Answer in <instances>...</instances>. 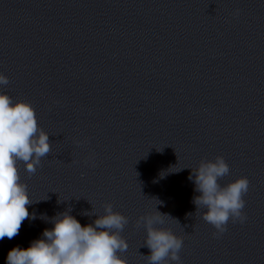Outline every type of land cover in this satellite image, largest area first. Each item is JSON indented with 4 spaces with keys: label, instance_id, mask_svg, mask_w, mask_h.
I'll return each mask as SVG.
<instances>
[{
    "label": "clouds",
    "instance_id": "obj_1",
    "mask_svg": "<svg viewBox=\"0 0 264 264\" xmlns=\"http://www.w3.org/2000/svg\"><path fill=\"white\" fill-rule=\"evenodd\" d=\"M8 83V77L0 73V85ZM50 152L49 134L38 126L33 106L0 93V240L13 239L25 220L36 219L35 214L28 211L34 201L30 199L27 185L21 182L18 162H23L31 176ZM229 173V164L218 155L213 160L202 159L189 176V180L194 181V191L200 193L193 197V203L197 211L203 210L202 219L215 229L213 238L227 231L229 221L243 224L247 220L243 210L250 181L247 177H238L222 185L220 181ZM104 210V215L94 211L84 213L98 216L94 224L86 226L70 215L71 208L58 213L51 218L54 227L45 229L42 239L34 240L27 249L12 248L6 264H127L120 254L129 247L121 236L129 220L114 212L111 203H106ZM165 217L171 218L156 210L155 214L143 215L136 221L137 227L146 229L143 246L150 249L151 254L145 256L148 264H169L170 261L181 264L179 253L183 237L175 235L171 229L156 227L165 223Z\"/></svg>",
    "mask_w": 264,
    "mask_h": 264
}]
</instances>
